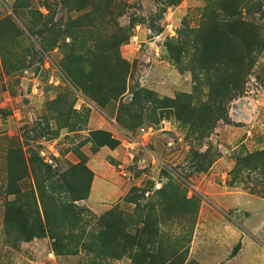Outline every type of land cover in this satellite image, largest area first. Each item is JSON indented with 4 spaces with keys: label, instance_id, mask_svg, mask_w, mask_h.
Wrapping results in <instances>:
<instances>
[{
    "label": "rangeland",
    "instance_id": "obj_1",
    "mask_svg": "<svg viewBox=\"0 0 264 264\" xmlns=\"http://www.w3.org/2000/svg\"><path fill=\"white\" fill-rule=\"evenodd\" d=\"M44 2L0 0V264H139V242L155 264H264V47L243 92L225 98L228 121L198 138L192 106L208 101L218 74L210 50L194 40L216 0H112L107 21H96L93 39L80 47L88 58L96 33L129 35L120 45L125 87L114 98L115 89L101 83L102 103L83 90L94 65L83 62L84 72L74 73L84 77L81 88L66 71L69 47L50 46L53 30L67 31L92 7L49 0L50 12ZM248 6L239 30L261 23L264 36V16ZM72 34L63 32L66 42L79 33ZM185 38L191 42L182 46ZM33 152L45 165L32 161ZM46 167L60 185L89 184L87 197L73 200L72 186L53 193ZM36 175L50 212L57 200L77 213L59 246L50 234L28 241L7 235L9 203H43ZM16 187L20 193H10ZM184 196L198 203L196 211L181 205Z\"/></svg>",
    "mask_w": 264,
    "mask_h": 264
},
{
    "label": "trees",
    "instance_id": "obj_2",
    "mask_svg": "<svg viewBox=\"0 0 264 264\" xmlns=\"http://www.w3.org/2000/svg\"><path fill=\"white\" fill-rule=\"evenodd\" d=\"M44 1V4L50 12L54 11L49 0ZM180 1L182 0H168L170 4H178ZM216 1L217 4L213 5L211 9H206L205 14L209 15V19L200 27L198 32H196L195 35H199L194 40V43H197V48L202 47L203 49L208 48L210 50V58L212 57L214 60L213 62H216V66L213 70L215 71V74H218V79L211 83L210 93L207 99L208 101L202 105L197 104L192 106L193 109L197 111L196 116L192 119V122L195 126V130L198 131V138L209 133L219 119L228 121L224 105L225 98H231L243 92L244 80L246 75L249 73L253 58L256 56L257 52L264 47V36L262 33L263 27L261 23L260 25L250 23L248 27L243 29V32L238 28L240 24H243L240 19L241 17L239 18L238 16L239 14H242V9H244L247 5H249L247 9L251 12V15L255 16V14H259L264 16V0H258L257 2H254V0ZM60 3L63 7L68 9L75 7L78 11L85 10L87 7H92V11L83 13L79 15L77 19L71 20L67 27V31L62 30L63 28L53 30L57 36L55 35V38L50 46H58L59 41L66 43L65 46L69 47V50L66 51V71L68 74L73 73L72 78L77 81V83H75L79 87L81 86L78 83L82 84V81L84 80L83 78L89 75V88L85 85V89L83 87L81 88H83V90L87 92L93 100H97L102 103V101H100L102 96L99 95V91L102 90L101 83H103L104 86L109 88L111 87L112 90L115 89L114 98H116L122 93L121 91L123 87H125L124 85L127 77V61L124 60L121 55L120 45L129 38V35L125 32L124 34L113 33L111 37L107 38L106 33L99 32L98 34L96 33V37H94L95 42H97L95 43L96 47L88 50V54L90 53L91 57L85 58L86 56L81 53L80 49V47L84 46L89 40L93 39L92 36H94V33L92 32L98 27L96 21H100L102 23L107 21L108 18L105 13H108V9L113 5L112 0H99L92 3H90L89 0H60ZM207 11H209V13ZM4 21L6 20L1 19L0 23ZM7 25H9V23L3 26ZM10 30H13L12 25H10ZM5 32L7 33V31ZM63 32L67 36L73 35V32H78L79 34H75V37L73 36V38H71V42L68 43L66 42V35L63 36ZM9 33L11 32L9 31ZM189 42H191V39L185 38L182 46L187 45ZM240 42H244L241 48L238 46ZM235 45L238 48H235ZM223 59H225L224 66L218 64ZM67 60L70 61L71 66ZM236 60L241 62L242 68L240 71H237L238 68L235 67L237 65L235 63ZM86 61L94 65L89 73H86L83 70V62ZM101 62L103 65H100ZM72 65L76 68V70H71ZM78 71L84 72V77L78 78V76L74 74ZM220 73L223 74L220 75ZM31 159L39 164L41 162L42 164L46 163L39 152H33V157ZM82 168L84 169V173L91 174L86 166L83 165ZM49 169L51 168L46 167V170L44 171L45 173L48 172L47 179L52 178L53 184H51V188L49 189L51 191H55L53 193H69L66 188L72 186L69 188L74 192L72 196L73 200L84 199L87 197L90 186L89 184L85 189L77 188L76 184L80 185V182H74V184H72L73 182L63 179V183L65 184L60 185L58 182L53 180V175ZM63 174L66 176L65 173ZM36 179L37 188L41 192H39V195L41 197V201H43V203H41V207L37 202L35 206L28 201H25V206L22 204L16 205L13 201L11 204L9 203L5 219L7 235H9L11 239L28 241L35 237H42L45 236V234H50V236L55 238V244L59 246L61 244L60 241L66 238V235L63 232V229L66 227L65 223H68L67 225L71 226V218L73 215H77V213L71 210V207H69V204L66 201L61 204L57 200H54L51 194L49 197H52V200H54L53 208L55 209V212H50L47 202L44 199L48 190L45 189V186H43L44 183L39 180L38 175H36ZM10 189H12V185L9 184L8 190L10 191ZM10 193H20V189L16 187V190H12ZM181 202L183 207L191 208L193 211H196L198 207V203H194L193 200L191 198H187V196H184ZM42 211L44 216L41 213ZM54 216L55 219L53 218ZM112 220L114 219L112 218ZM110 227H115V229L119 230V224L116 219L111 223ZM105 236L106 237H102L103 247L108 250V247L105 246H109L111 243L109 237L107 235ZM139 244L141 246L143 245L142 242H139ZM141 246H139L141 254L143 255L141 257L144 259H141L139 264H155L156 262L154 261H145L147 249ZM170 264H181V262L174 261Z\"/></svg>",
    "mask_w": 264,
    "mask_h": 264
}]
</instances>
